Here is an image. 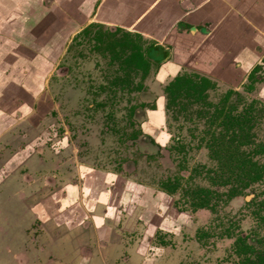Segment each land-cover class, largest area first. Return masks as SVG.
Here are the masks:
<instances>
[{
	"label": "rangeland",
	"instance_id": "374dc122",
	"mask_svg": "<svg viewBox=\"0 0 264 264\" xmlns=\"http://www.w3.org/2000/svg\"><path fill=\"white\" fill-rule=\"evenodd\" d=\"M68 23L63 28L64 38L60 41L53 38L49 50L43 47L48 43L46 34L44 38L36 36L33 47L23 42L27 45V54L19 62L20 66L14 69L16 72H5L0 78L8 85L7 89H0V107L7 114L0 122V154L5 160L0 167V199L19 198L20 194L29 197L37 192L41 195L34 200L37 209L29 213L26 229L29 237L36 238L33 248L26 250L33 251L32 263L48 264L46 257L58 259L65 255L53 243L57 235L54 228L55 225L76 228L79 218L71 214L69 198L73 196L72 185H83L81 182L86 180L84 172L88 168L117 171L124 178L140 179L145 183L177 173L188 178L192 173L191 179L184 182L189 191L201 187L218 192L212 199L213 208L194 209L187 189H180L173 199L157 196L156 205L148 204L149 209L165 210L168 214L176 200L178 208L185 210L182 232L177 238L183 243L179 241L182 245L175 247L179 254L177 264H244V256L235 250V241L241 235L254 242L256 249L264 250V210L260 209V202L264 201V179L247 187L240 196L227 199L226 193L232 183L220 185L209 179L207 172L216 169L218 161L211 157L208 148L198 147L210 124L201 111L213 114L214 108L221 106L230 84L223 83L211 90L209 105L190 103L178 108L176 113L164 112V118L165 114L168 117L166 129L182 137L184 145L188 146L185 153L169 152L167 148L170 147L162 151L150 148L142 139L133 138L145 119L144 109L140 108L137 115L130 114L134 106L147 99L143 92L157 94L162 91L156 70L144 80L151 90H131L120 81L113 83V79L124 75L126 68L121 66L122 60L115 58L109 47L97 43L94 29L86 34L82 24L70 26ZM96 28L104 32L109 29ZM49 29L50 32L57 30L54 25ZM5 35L9 37L8 32ZM107 39L105 34L102 41ZM25 62L33 64L35 69L43 64L44 71L26 76L22 72ZM131 75L136 82L140 81L141 75L136 72ZM10 76L17 80L8 82ZM257 76L261 83L257 82L252 90L234 86L239 89L240 96L234 94L227 105L236 104L238 111L253 107L250 132L240 134L237 139L244 145L243 154L264 164V70ZM26 78L28 83L33 82V88L22 87ZM224 176L230 178L229 172ZM99 179L97 171L94 180ZM9 201H0V204L3 206ZM13 217L19 223V219L24 218L22 215ZM137 219H132L131 224H143L140 219L137 224ZM13 222L3 225L0 242L5 243L10 237L15 241L22 238L23 233L17 224L11 225ZM120 225L122 227L124 221ZM131 232L124 236L134 243L132 239L137 232ZM66 244L65 247L72 245L71 242ZM41 251L47 255L43 257ZM1 257L0 261L4 262Z\"/></svg>",
	"mask_w": 264,
	"mask_h": 264
},
{
	"label": "crops",
	"instance_id": "0c3cea01",
	"mask_svg": "<svg viewBox=\"0 0 264 264\" xmlns=\"http://www.w3.org/2000/svg\"><path fill=\"white\" fill-rule=\"evenodd\" d=\"M67 23L70 26L80 23L84 28L95 23L111 30L122 28L158 42L168 51L155 74L161 82L181 70H189L205 74L220 84L238 86L264 58V0H0V78L5 72H16L14 69L20 66L19 62L27 54V45L23 42L33 47L36 36L46 34L48 43L43 47L49 50L53 38L59 41L64 38L63 28ZM51 25L57 30L50 32ZM42 65L35 69L33 64L25 62L22 72L26 76L43 72ZM12 80L17 79L10 76L8 82ZM25 82L22 87L33 88L32 81L28 83L26 78ZM6 83L0 81L1 90L8 86ZM162 97L158 95L157 109L145 110L142 123L144 132L159 142L164 123ZM2 116L5 118L7 114L0 107V122ZM4 162L0 154V167ZM97 171L100 179L95 181ZM101 171L88 168L83 185H72L70 209L79 220L73 230L65 228L66 225H55L57 235L53 243L65 255L58 259L46 257L47 263L172 264L167 258L149 255L154 248L152 238L148 242L145 239L152 230L145 229L143 237L136 238L134 243L124 236L135 228L132 219L144 218L142 193L150 191L152 199L155 190L124 178L121 173ZM37 193V198L32 193L29 197L20 194L19 198L0 199L10 200L9 204H0V212L5 206L10 207V211L0 215V230L15 220L13 216L24 217L19 219L21 223L15 220L11 224L13 227L17 224L24 234L22 238L15 241L9 235L5 243L0 242L1 256L4 253V257L0 256L4 262L0 264H33V251L26 250L33 248L36 238L29 237L26 229L29 213L37 209L34 200L41 196ZM154 215L161 218L160 214ZM70 242L72 245L65 247ZM126 249L130 254L124 255ZM41 255L45 257L47 253L44 255L41 251Z\"/></svg>",
	"mask_w": 264,
	"mask_h": 264
},
{
	"label": "flooded vegetation",
	"instance_id": "af4514ba",
	"mask_svg": "<svg viewBox=\"0 0 264 264\" xmlns=\"http://www.w3.org/2000/svg\"><path fill=\"white\" fill-rule=\"evenodd\" d=\"M102 26L103 25L96 23L91 24L86 27L91 29V31L86 32V34H91L94 29L96 33L94 34L96 35L95 38L97 40V43H99V45L103 44V47H109L112 50L113 56L117 59L122 60L121 66L126 68L124 71V75H119L118 77H116V79H113V83H119L120 81L123 83V85H125V87L127 86L131 88V90H148L149 87H147V84L144 81L145 78L150 74L153 69L156 70L155 72L158 71L159 66L156 65V63L158 62V64L161 65L162 61L165 60L168 51H166L163 46L158 44V42L146 39L140 33L126 31L122 28H117L115 30L108 29L104 32L103 30H99V27ZM96 27H98L99 29H97ZM86 28H84V31ZM99 31H102L101 35L98 34ZM109 31L112 33H108ZM105 34H107L108 39L105 41H100L98 37L100 36L102 39ZM126 34H129L130 37L136 40L139 45L142 46L143 50H145L146 46L153 45L155 47V53H159L157 59L153 60L154 62L150 64V68L146 75L142 67L136 64L130 65L127 62L129 60V56L132 53V50L129 48V46L120 48V46L118 47L117 45H115L118 42H122V44H124V41L126 42V40H128L126 39ZM115 46L116 48H114ZM156 47H159L160 49L158 50L156 49ZM262 70H264V58L261 62L257 63L252 67L250 72L247 73L246 78L242 80V82H240L238 86H240L241 88L244 87L249 90H252L253 88H255V84L257 82L258 84L261 83L259 82L260 79H258L257 73H259L260 71L262 72ZM134 72H136L137 75H141L142 80L140 79V81L136 82L131 75V73ZM179 76L189 77L191 80H193V82L197 83L198 85L203 84L202 78H206L211 82V85H203V87L199 89L200 92H194L193 89H190L188 91V87L185 86L186 90L189 93H185L181 89L182 91L179 90L176 92L175 95H171L167 91V88ZM222 85L223 83L220 84L219 82L215 81L214 79L205 74H201L195 71L181 70L176 75L169 77L167 81L161 82V86L163 89L161 92H158V94H154V92L152 93L148 91L143 92L144 98L147 99L142 101L140 105L134 106L132 108L133 114L130 115L139 114L138 112L141 111L140 108L142 110L144 109V111L146 109H157V100L158 95L160 94L163 95L162 99L164 112L168 111L176 113L178 108L186 107V104L190 103H200L206 106L209 105L208 103L210 91L218 89V86ZM234 94L240 96L239 89L234 88V86L230 84L228 86L227 92L223 97L221 106L217 105L214 108L213 114H206V111H201L202 113H204V116L206 115V117H208L207 119L210 124L209 127L205 130V134H203L200 138V141L202 143L198 144V147L205 146L206 148H208L211 157L218 161V166L216 167V169L207 172L209 173V179L220 185H230V183H232L226 193L227 199H231L235 196H240L244 193L247 187H250L254 183L260 182L264 179V164L258 163L250 155L243 154L242 149L244 145H241L237 139L240 134H248L250 132V123L253 117L252 110L254 109L253 107H247V109L244 111H238V106L236 104L228 106L227 102L232 98ZM206 108L208 109V107ZM167 119L168 117L165 114L164 123L161 129L163 131V134L162 138H160V142L154 136L144 132L142 127L143 121L141 122V124H139V128L136 133H134L133 138L138 137L139 139H142L143 142L149 144L151 146L150 148L157 147L159 151H162L164 147H170V149L167 148L169 152H171L172 150H177L176 152L179 153L178 155L185 153L188 150V146L184 145L185 142L180 135L170 132L168 128L166 129ZM241 126L244 128L243 130H241ZM163 144H165V146ZM182 157L185 158L186 156ZM108 172L118 173L117 171ZM227 172H229L230 178H226L224 176L225 174H227ZM191 175L192 173H190L188 178H184L183 176H181V174L177 173L173 176L157 178L156 181L152 183H145L140 179H132L133 181L138 182L141 185H145L147 188L155 190V192L153 193L154 198L152 199L150 191L147 190V192L142 193L143 206H141L144 218L140 220L143 224L145 222V225H136L134 231H132L137 232V236L132 239V241H135L136 238L143 237L145 229L152 230V233L148 235L149 237L146 236L145 241L148 242L152 238L151 246H153L154 248L150 249L149 255L154 258H158L159 256H161L164 259H169L171 263L177 264V256L179 254H177L178 250L176 248H179L180 245H182L181 243H183L182 240H178L177 238H179V234H181L182 232L180 230L183 225L182 213H185V210L179 209L181 208L180 206L178 208V202H176V200L173 203L175 207L173 208V210H170L168 214H165V210H161L159 212L157 210L149 209L150 206L156 205V202L154 200H157V196L173 199L174 195L177 194L180 189H187V193L192 197L190 203L194 209L214 207L212 199L217 195V191H212V189L201 187L195 191H189L187 187H184V182L186 180L191 179ZM233 186H235L238 191L231 195L230 191L232 190ZM253 198H255V195L253 196ZM201 203H204L205 205H202ZM148 204L150 206H148ZM260 209L264 210L263 200L260 202ZM1 210L2 211L0 212V215L3 216L5 212L10 211V207L7 205ZM155 211L157 215L160 214V219L158 218V216L155 217ZM262 218L264 219V216ZM152 221H154V224ZM137 224H140L139 220H137ZM177 240L178 242H175ZM247 240L248 239L246 236L241 235L235 241V250L239 255L244 256V264H259L260 260L264 261V250L256 249L253 244L254 242ZM123 253L124 251L122 252V254ZM127 254H130V251L128 249L125 250L124 255Z\"/></svg>",
	"mask_w": 264,
	"mask_h": 264
},
{
	"label": "trees",
	"instance_id": "16d2710c",
	"mask_svg": "<svg viewBox=\"0 0 264 264\" xmlns=\"http://www.w3.org/2000/svg\"><path fill=\"white\" fill-rule=\"evenodd\" d=\"M91 29L86 28L85 32H90ZM108 33H112V32H108ZM99 35L102 34V31L98 32ZM128 40H126V42L124 41V44H122V42H118L117 45L118 47L120 46V48H124V47H128L132 50L131 55L129 56V60L127 61L130 65L132 64H136L139 65L140 67L143 68L145 75L148 73V70L150 68V64L152 62H154L153 60H156L158 57L159 53H155V47L153 45H148L146 46L145 50H143L142 46L139 45V43L134 40L132 37H130L129 34H126ZM100 41H102L101 37H98ZM125 45V46H124ZM116 48V46L114 47ZM156 49H160L159 47H156ZM157 54V55H156ZM156 65H158L159 67L161 65L158 64V62L156 63ZM203 80V84L198 85L197 83L193 82V80H191L189 77H183V76H179L175 79V81H173L171 83V85L168 86L167 91L169 92V94L171 95H175L177 91L179 90H183L185 93H189L188 91L190 89H193L194 92L198 91L200 92L199 89H201L203 87V85H211V82L209 80H207L206 78H202ZM185 86L188 87V91L186 90ZM181 90V91H182ZM244 128L241 126V130H243ZM238 190L236 189L235 186H233L232 190L230 191L231 195H233L234 193H236ZM208 203V202H206ZM202 205H205L204 203H201ZM259 264H264L263 260L259 261Z\"/></svg>",
	"mask_w": 264,
	"mask_h": 264
}]
</instances>
